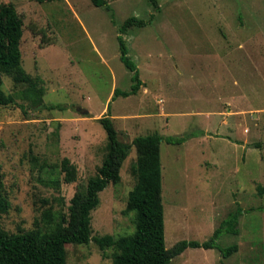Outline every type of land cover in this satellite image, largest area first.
<instances>
[{
	"label": "rangeland",
	"instance_id": "rangeland-1",
	"mask_svg": "<svg viewBox=\"0 0 264 264\" xmlns=\"http://www.w3.org/2000/svg\"><path fill=\"white\" fill-rule=\"evenodd\" d=\"M0 0L21 18V65L30 84L2 75L13 104L0 106V229L46 232L68 213L107 152L98 120L109 115L129 153L120 180L98 194L91 237L133 233L126 213L136 182L134 138L183 137L160 144L166 249L204 242L236 208L237 236L217 249H187L169 264H264V0ZM123 39L143 85L119 59L118 29L148 21ZM42 90L31 98L29 89ZM87 111V115L82 112ZM76 170L67 184L62 162ZM232 244L238 251L222 258ZM66 264H113L112 246L66 244Z\"/></svg>",
	"mask_w": 264,
	"mask_h": 264
},
{
	"label": "trees",
	"instance_id": "trees-1",
	"mask_svg": "<svg viewBox=\"0 0 264 264\" xmlns=\"http://www.w3.org/2000/svg\"><path fill=\"white\" fill-rule=\"evenodd\" d=\"M52 1V0H37ZM153 12L159 11L158 0H146ZM95 7L109 10L106 0H90ZM148 21L130 17L119 27L117 41L119 59L131 73V85L128 91L114 90L113 98H127L136 95L141 82L135 63L128 56V49L123 35L131 28H144ZM22 21L11 4L0 5V84L1 76H10L16 84H30L31 78L21 65L20 42ZM31 98L43 96L42 90L29 89ZM13 104L12 98H6L0 89V106ZM107 138V152L94 177L88 179L84 188L78 190L70 200L68 213L61 215L51 230H36L8 234L0 229V264H66L65 245H85L90 240L99 246L115 250L113 264H169L187 249H217L216 241L226 235H238V221L242 214L240 208L228 214L221 221L213 235L202 243L197 241H180L166 249L164 239V207L162 204V176L160 144L181 145L183 137H162L158 134L139 136L133 139L132 146L136 151L134 175L135 186L129 193L126 213L133 214L134 231L127 236L114 239L111 236L91 237V212L99 203L98 194L109 184L115 185L120 180V169L129 153V146L118 140L117 132L109 115L98 120ZM65 173L64 181L71 184L75 181L76 170L68 160L62 162ZM222 258H228L238 251L232 244L218 249Z\"/></svg>",
	"mask_w": 264,
	"mask_h": 264
},
{
	"label": "water",
	"instance_id": "water-1",
	"mask_svg": "<svg viewBox=\"0 0 264 264\" xmlns=\"http://www.w3.org/2000/svg\"><path fill=\"white\" fill-rule=\"evenodd\" d=\"M82 114H83V115H87L88 112L83 110Z\"/></svg>",
	"mask_w": 264,
	"mask_h": 264
}]
</instances>
